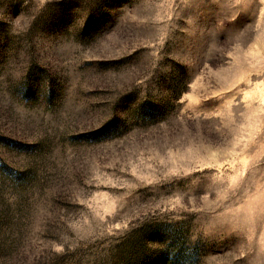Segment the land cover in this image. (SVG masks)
I'll list each match as a JSON object with an SVG mask.
<instances>
[{
    "label": "rangeland",
    "instance_id": "1",
    "mask_svg": "<svg viewBox=\"0 0 264 264\" xmlns=\"http://www.w3.org/2000/svg\"><path fill=\"white\" fill-rule=\"evenodd\" d=\"M0 264H264V0H0Z\"/></svg>",
    "mask_w": 264,
    "mask_h": 264
}]
</instances>
